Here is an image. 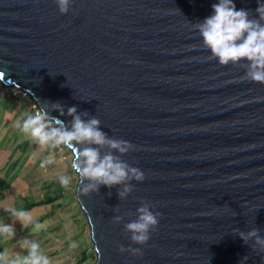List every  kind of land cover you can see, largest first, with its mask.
Returning <instances> with one entry per match:
<instances>
[{
	"label": "water",
	"instance_id": "95a60500",
	"mask_svg": "<svg viewBox=\"0 0 264 264\" xmlns=\"http://www.w3.org/2000/svg\"><path fill=\"white\" fill-rule=\"evenodd\" d=\"M217 2L74 0L61 14L55 0H0L5 88L69 128L75 106L135 146L120 158L145 179L130 180L123 199L124 185L80 195L76 174L94 264H264V251L238 235L255 228L264 237V84L243 78L246 65L209 59L193 26ZM233 2L258 18V0ZM144 202L161 216L137 245L124 226Z\"/></svg>",
	"mask_w": 264,
	"mask_h": 264
},
{
	"label": "clouds",
	"instance_id": "9594fccd",
	"mask_svg": "<svg viewBox=\"0 0 264 264\" xmlns=\"http://www.w3.org/2000/svg\"><path fill=\"white\" fill-rule=\"evenodd\" d=\"M73 2L74 0H55L61 14L69 13ZM212 8V15L193 26L202 37L203 47L210 50L209 59L217 58L222 66L246 65L243 78L264 84V23H262L264 3H259L258 0L256 9L258 18L251 19L248 11L236 9L233 0H218ZM53 107L61 115L65 114L62 105L57 103ZM67 115L72 117L70 128L64 121L52 117L44 108H39L35 114L27 115L22 122L17 121L16 127L40 147L61 150L76 148L71 166L79 178L80 195L87 196L97 192L101 185L108 188L124 185L118 195L121 199L125 198L132 191V185L128 183L130 180L142 182L145 179L139 168L129 165L120 158L135 146L126 140L109 137L100 129L101 121L97 118L85 122L77 115L75 106L67 109ZM83 145L87 146L82 147ZM105 148L108 149L107 152L103 151ZM60 184L67 188L70 184L69 178L61 176ZM150 209L149 203H142L137 209V220L124 226L125 230L131 233L130 239L134 244H147L150 231H154L158 226L161 214ZM12 211L23 225L26 226L32 221L29 213L23 210ZM121 219L122 217L117 216L114 222L120 223ZM0 234H8L11 237L14 236V230L10 225H2ZM238 235L245 244L253 241L254 250L264 251V237L259 234L258 229L253 228L247 233L238 232ZM39 247L37 243H31L29 256L17 261L16 264H50L47 256L38 253ZM120 251L130 252L134 256L142 255L140 248L126 249L121 245Z\"/></svg>",
	"mask_w": 264,
	"mask_h": 264
},
{
	"label": "rangeland",
	"instance_id": "374dc122",
	"mask_svg": "<svg viewBox=\"0 0 264 264\" xmlns=\"http://www.w3.org/2000/svg\"><path fill=\"white\" fill-rule=\"evenodd\" d=\"M1 91L16 94L20 109L27 114L24 93L13 88ZM19 132L16 122L7 124L0 112V226L10 225L14 230L11 237L0 234V264H16L28 257L33 242L50 264H94L89 228L75 200L77 176L71 167L72 154L66 148L58 153V149L40 147L26 135H20L21 142L16 143ZM19 144L20 149L16 148ZM61 176L69 178L67 188L60 184ZM55 198L59 199L50 201ZM45 199L49 201L46 205L27 209L32 221L26 226L37 223L24 231L26 226L12 210H25L27 204L37 205Z\"/></svg>",
	"mask_w": 264,
	"mask_h": 264
},
{
	"label": "crops",
	"instance_id": "0c3cea01",
	"mask_svg": "<svg viewBox=\"0 0 264 264\" xmlns=\"http://www.w3.org/2000/svg\"><path fill=\"white\" fill-rule=\"evenodd\" d=\"M6 93V91L0 92V112L2 113V117L4 118V120L7 121V124L12 125L14 122L17 121L22 122L27 117V115L32 114L26 101L25 105L27 107V114L25 115L26 112L20 109L19 102H21V99H17V97H15L16 94ZM20 135L24 136L25 134L20 131L15 137L14 142H21V138L19 140ZM27 141L28 140H24V143H27ZM16 148L20 149V144L17 145ZM13 150L16 151L15 148H13Z\"/></svg>",
	"mask_w": 264,
	"mask_h": 264
},
{
	"label": "trees",
	"instance_id": "16d2710c",
	"mask_svg": "<svg viewBox=\"0 0 264 264\" xmlns=\"http://www.w3.org/2000/svg\"><path fill=\"white\" fill-rule=\"evenodd\" d=\"M8 173H9V171H8ZM59 198H55V199H52V200H50L51 202L52 201H54V200H58ZM44 201V202H43ZM43 201H41V202H39L37 205L36 204H34V205H32L33 203H31V204H27L25 207H26V209L25 210H23V211H25V212H27L28 210L27 209H29L30 210V208H33V207H37V206H40V205H46V203H48L49 201H47L46 199L45 200H43ZM14 216V215H13ZM15 218H16V216H14ZM37 222H34L33 224H30L29 226H26V228H24V231H26V232H29V230H30V228L31 227H33L35 224H36Z\"/></svg>",
	"mask_w": 264,
	"mask_h": 264
},
{
	"label": "built area",
	"instance_id": "2783aa9c",
	"mask_svg": "<svg viewBox=\"0 0 264 264\" xmlns=\"http://www.w3.org/2000/svg\"><path fill=\"white\" fill-rule=\"evenodd\" d=\"M2 88H5V86L0 82V90L2 89ZM5 89H7V88H5ZM14 91V90H13ZM25 95V94H24ZM28 105H29V108H30V110L32 111V113L33 114H35V112L36 111H38V108L36 107V105L28 98ZM63 149H65V148H63ZM58 153H61L62 152V150L61 149H58V151H57Z\"/></svg>",
	"mask_w": 264,
	"mask_h": 264
}]
</instances>
